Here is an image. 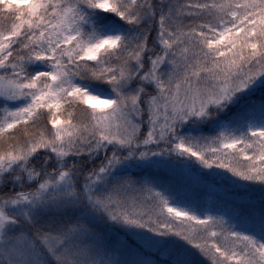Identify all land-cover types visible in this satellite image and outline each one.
Segmentation results:
<instances>
[{"label": "snow or ice", "instance_id": "6c2138e0", "mask_svg": "<svg viewBox=\"0 0 264 264\" xmlns=\"http://www.w3.org/2000/svg\"><path fill=\"white\" fill-rule=\"evenodd\" d=\"M0 264H264V0H0Z\"/></svg>", "mask_w": 264, "mask_h": 264}]
</instances>
